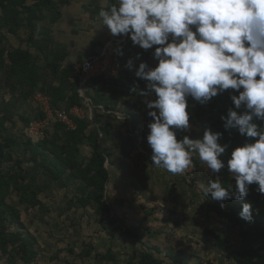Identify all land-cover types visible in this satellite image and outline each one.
<instances>
[{"label":"rangeland","instance_id":"1","mask_svg":"<svg viewBox=\"0 0 264 264\" xmlns=\"http://www.w3.org/2000/svg\"><path fill=\"white\" fill-rule=\"evenodd\" d=\"M12 43L18 46V42ZM126 48L134 67L132 70L126 68L124 72L132 87L138 84L140 89H144L146 81L135 77L134 72L141 62L148 63L150 67L156 65L154 48L145 51L132 45V42ZM137 53L140 54L139 59L136 58ZM8 90V81L0 80L1 100H7ZM89 93L85 97L90 104L85 106L82 100L84 110L80 116L89 123L88 131L94 133L99 141V150L106 157L111 179L105 198L111 208L110 218L116 223L107 229L99 226V218L93 208L79 204L76 181L62 178L54 183L47 175L27 165H24V170L28 172L26 181L32 185L30 193L23 194L21 189L26 181H20L19 187L13 181L18 174L14 162L23 161L26 155L25 150L20 148L13 152L12 157L0 162V176H4L3 180L8 183V188H3L0 196L19 211L24 229L36 240L38 255L33 264H138L146 250L152 252L155 258H160L163 264L173 261L169 255L186 264L198 261L203 264H232L222 252L212 248L213 239L205 237L203 231L210 230L236 247L238 228L213 211L217 201L212 200L210 195L205 197L197 184H207L217 177L228 176L231 179L227 166L219 173H212L198 157H194L195 167L183 175H174L155 167L151 160L152 150L147 143V125L152 118L147 115L149 109L144 98L111 84L96 94ZM18 95L13 97L18 99ZM95 96L99 100L93 99ZM36 97L37 94L23 102L22 106L12 103L10 114L14 124L7 123L8 132L20 142L27 138L33 144L39 141L27 134L28 125L39 111ZM151 98L154 99V95ZM197 104L189 98L191 129L178 132V139L184 135L192 139L202 138L201 128L209 113L208 107H205V117L197 119ZM20 116L24 119H19ZM51 134L61 138L64 132ZM79 152V160L87 159L91 143L84 140ZM221 158L226 164L225 153ZM32 192L36 193L35 199L30 195ZM226 204L224 202V206ZM115 227L138 233L140 241L125 234L119 235L114 231ZM104 256H111L112 260L102 259ZM0 264H4L1 257Z\"/></svg>","mask_w":264,"mask_h":264},{"label":"clouds","instance_id":"2","mask_svg":"<svg viewBox=\"0 0 264 264\" xmlns=\"http://www.w3.org/2000/svg\"><path fill=\"white\" fill-rule=\"evenodd\" d=\"M98 15L99 28L112 36L154 48L156 65L141 62L134 72L146 81L144 89H130L144 98L152 118L147 143L153 165L174 175L194 168V157L212 173L227 166L234 191L219 177L197 183L221 207L228 199L243 200L253 184L264 194V127L257 123L264 122V0H115ZM115 52L124 54L120 46ZM125 67L132 70L133 60ZM226 90L234 107L220 117L224 129L254 140L234 148L225 164L222 132L205 127L196 139L177 134L191 129L189 98L207 105ZM239 216L253 222L251 204L244 203Z\"/></svg>","mask_w":264,"mask_h":264},{"label":"trees","instance_id":"3","mask_svg":"<svg viewBox=\"0 0 264 264\" xmlns=\"http://www.w3.org/2000/svg\"><path fill=\"white\" fill-rule=\"evenodd\" d=\"M55 8H57L55 0H0V80L8 81L9 85L6 94L7 100L0 99V162L12 157L13 152L20 148L25 150V159L14 162L15 172H18L15 180L9 178L10 181H14L17 187L20 186V181L25 182L27 179L28 172L26 173L27 170H24V165L41 171L54 183L59 182L62 178L76 181L79 204L84 207H92L95 215L99 218V226L107 229L116 223L115 219L110 218L111 208L105 198L111 175L106 167V157L99 150L98 139L92 131H88L89 123L86 119L72 117L75 124L74 131H66L61 124H54L45 136L34 144L28 138L24 142H20L8 132L7 123L14 124L13 115L10 114L12 103L22 106L23 102L29 101L36 94L48 96L51 106L57 109H62L58 105L63 100L67 102L65 111L73 107H82V98L77 94V85L69 83L71 70L60 72V82L53 85L51 91L46 86L48 78L55 80L58 76L64 56L58 52L49 51L41 44H36L35 38L41 35L37 31V23L42 21L45 13L53 12ZM21 31H24V38H22ZM15 41H18V46L11 43ZM30 48H36L42 57L31 53ZM123 53L124 58L123 56L121 58L126 64L128 54L124 51ZM122 80L125 81L123 84L120 83ZM65 82L69 84L70 96L65 92ZM108 84L119 89L130 90L132 88L128 81V75L126 72H122L115 80H91L87 84L85 95H89V92L96 94ZM230 92L231 90H226L223 94L212 98L207 105L197 104L195 106L197 119L205 117L204 108L208 107L209 115L203 121L201 136L205 127L223 133L220 143L228 145L225 152L226 163L234 148L254 140V138L241 136L234 129H224L220 117L227 114L229 107H234L230 100ZM15 94H19L18 99L13 97ZM96 98L98 97H93V99ZM100 100L103 101L102 98ZM42 114L39 110L32 122L43 119ZM19 119L24 118L20 116ZM257 123L264 127V122L257 121ZM134 128L136 129L135 125ZM51 131L53 133L63 131L64 134L61 138H56L52 136ZM84 140L91 143V152L87 159L79 160V148ZM3 177L0 176V191L3 188H8V183L3 180ZM220 180L225 187L230 184L232 190H235L233 177L230 179L228 176H224ZM31 185L32 183L26 181L21 189L23 194L30 193ZM257 189L258 185H251L247 197L239 201L228 199L224 201L227 202L224 207H221L220 202H215L213 211L233 222L238 228L236 247L228 239L210 230L203 231L205 237L213 239L212 248L217 252H222L226 260L232 264H264V194L259 193ZM35 194V192L30 194L33 199H35ZM244 203H249L252 206L253 222H246L239 216ZM257 210L258 212H256ZM114 231L119 235L125 234L140 241L138 233L130 230L122 231L117 227ZM35 244V238L24 229L19 211L7 204L0 196V257L4 260V264H33L38 255ZM169 257L173 260L170 264H186L172 255ZM101 258L107 261L112 260L111 256ZM138 264H163V261L160 258H155L152 252L146 250L141 254ZM196 264L203 263L198 261Z\"/></svg>","mask_w":264,"mask_h":264},{"label":"crops","instance_id":"4","mask_svg":"<svg viewBox=\"0 0 264 264\" xmlns=\"http://www.w3.org/2000/svg\"><path fill=\"white\" fill-rule=\"evenodd\" d=\"M55 1H57V8L53 12L45 13L42 21L37 23V31L41 35L35 38L36 44H41L49 51L58 52L64 56L58 76L55 80L51 78L46 80V86L50 88V91L53 89V85L60 82V72L64 70L72 71L73 66L77 62L99 54L106 42L123 37L112 36L106 26L99 28L101 23L98 15L99 11L110 7L115 0H111V2H108V0ZM21 32L22 38H24V31ZM125 37H127L128 44H130V37ZM12 44L14 45V43ZM124 50L127 54L128 49ZM129 50L131 51L132 49L130 48ZM30 51L42 57L36 48H30ZM128 57L129 59L131 58V56ZM64 84L66 86L65 92L70 96L69 84L68 82ZM58 107H61L62 110H67L65 109L67 107L66 100L60 102ZM82 109L84 110L83 105Z\"/></svg>","mask_w":264,"mask_h":264},{"label":"built area","instance_id":"5","mask_svg":"<svg viewBox=\"0 0 264 264\" xmlns=\"http://www.w3.org/2000/svg\"><path fill=\"white\" fill-rule=\"evenodd\" d=\"M126 38L123 36L106 42L99 54L89 56L73 66L69 83L77 85V94L84 100L85 106L90 104L88 98L85 97V92L87 91V84L91 80H115L125 71L126 64L121 56L115 52V49L120 46L123 50L129 43ZM36 101L44 117L40 121H33L28 125L27 134L32 139L43 138L46 132L57 123L61 124L66 131H74L75 124L72 117L82 118L80 116V113L83 114L82 107H73L68 111L54 108L50 104L49 97L40 93L37 94Z\"/></svg>","mask_w":264,"mask_h":264}]
</instances>
